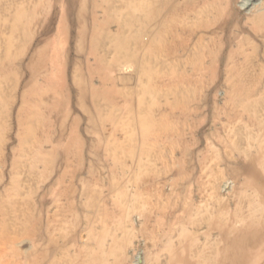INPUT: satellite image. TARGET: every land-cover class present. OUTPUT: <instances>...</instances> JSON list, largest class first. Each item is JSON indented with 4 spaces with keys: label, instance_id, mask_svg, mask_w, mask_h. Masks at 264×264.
I'll list each match as a JSON object with an SVG mask.
<instances>
[{
    "label": "bare ground",
    "instance_id": "1",
    "mask_svg": "<svg viewBox=\"0 0 264 264\" xmlns=\"http://www.w3.org/2000/svg\"><path fill=\"white\" fill-rule=\"evenodd\" d=\"M117 1L0 0V237L10 225L23 232L41 225L42 212L61 199L70 200L66 207L75 215L48 221L50 240L39 253L40 242L15 239L25 249L14 250L13 238L7 239L0 264H130L137 236L144 241L136 243L132 264H264V0ZM52 8L59 21L49 17ZM153 19L149 46L161 72L142 64L139 102L159 73H169L168 83L177 87L227 89L226 100L212 105L222 126L216 142L209 139L202 152L181 148L166 177L150 167L151 149L162 140L180 143L187 128L174 127L175 115L163 108L158 114L138 109L134 127L123 119L116 127L130 136L137 128L142 136L136 165L122 166L120 153L133 146L108 128L115 112L104 107L127 94L118 84L127 78L119 75L126 59L134 57L131 42H140L141 29L133 27ZM74 98L80 111L73 109ZM179 101L167 102L169 111L179 109L178 117L188 121L193 108ZM84 114L97 135L90 152L105 151L113 166L109 193L97 191L98 213L74 248L82 220L75 198L79 190L87 202L95 194L92 181L79 175L86 163L87 141L79 138ZM215 143L235 155L222 164ZM58 234L63 245L55 259Z\"/></svg>",
    "mask_w": 264,
    "mask_h": 264
},
{
    "label": "rangeland",
    "instance_id": "2",
    "mask_svg": "<svg viewBox=\"0 0 264 264\" xmlns=\"http://www.w3.org/2000/svg\"><path fill=\"white\" fill-rule=\"evenodd\" d=\"M111 1L115 5L117 3L118 4L120 3V1H117V0L116 1L111 0ZM54 15H55V13H54L53 8H52L50 11L49 17L52 16L53 21H59V17L58 16L56 17ZM56 18H57V20H56ZM154 19H153V21H150L149 23H147L145 25H143V23L141 22V23H138V25H136L135 27H133V30L136 28L141 29V31H140V42L139 41L138 42H134V41L131 42V44H130L131 47H129V48H130V52L132 54H134V57L132 59H126L127 62H125V67L127 69L126 70L122 69L119 75H121V76L126 75L127 78L125 79V83L118 84L119 87L120 86H122V88L125 87L127 94L118 95L116 97V103L115 104H113V105L106 104L104 107H106L109 110H114V112H115V115H114L115 118L112 122L110 121V123L108 124V128L109 127H111V129L113 128L114 133L117 132V136L121 137L122 140H124L126 143H128V145L132 144V146H133V150L131 152H129V150H128L127 152L120 153L119 158L124 162V165H122V166H125V164H126V166H129L130 164H132L133 166L136 165V162L140 156V151H141V146H142V144H141L142 143V136H141L140 131L137 128H134V131H133L134 133L130 136L129 134L131 132H128V131L122 132L121 130H117L116 127H117V124L122 119L126 120L127 123L131 124L134 127V125L137 122H135L133 124V122H134L133 119L136 120L141 116L139 113L137 114V112H136L138 109L143 108L144 111H149V110L153 109L154 114H158L159 112H163L165 109L166 111L170 112V114L175 115V120L171 121V123H173L174 127H176V128L182 127L181 129H183V127L187 128V130L185 131L184 138L181 140L180 143L178 140H174V143L171 145L170 143H163V140H162L160 146H157L156 148L152 147V149H151V153L149 154L150 155L149 156L150 161H151L150 167L152 165L153 167H155L157 169H161L162 171H164L163 176L166 177L167 172L165 173V170L171 168L172 164H173L172 159H176V157L179 154H181L180 152L181 151L183 152V149L180 150L181 148H185L186 145L188 144V146L194 148L195 152L205 151L208 149V146H209L208 143H210L209 139L215 141V139H214L215 134L214 133H216V130L218 129V130L222 131L221 123L219 121H216L217 120L216 112H215V109L213 110L212 105L214 103L222 104V102H224L226 100L227 89L224 86H221L220 84L210 86V87H204V88H202V87H199V88L177 87V86H175V84H172V83L169 84L168 83V77L170 76L169 73H167V74H162V73L160 74L159 73V75H156V74L153 75L154 76L153 82L156 81V84L153 85V88L150 90V92L148 91L147 93L144 94L146 101L139 102V95H137L138 86H139L138 75L140 73V69H142V64L144 62H147V65L153 71L154 70L160 71L158 63L156 61L157 60L156 49L152 48L154 46H151V47L149 46L150 41L153 39L154 31L156 28V26H155L156 21ZM114 26L115 25H113V27ZM144 29H145V31H144ZM146 29H147V31H146ZM141 42L146 44L147 47L145 48ZM86 49H87V47H86ZM87 55H88L87 53L84 54V56H87ZM72 56L73 57L76 56V53L73 51V48H72ZM151 56H153V57H151ZM126 60H124V61H126ZM175 90H177V91H175ZM166 94H169L170 97ZM140 95H141V93H140ZM153 97H155L156 100ZM183 98H185V99H183ZM174 101L185 102V103L187 102L191 106L190 108H193V109L189 110V111H191L190 114H191L192 118L188 119V121H185L182 118H180V116L178 117V115H180L181 111L177 108L172 110V111H169L170 108H169V106H167V102H174ZM148 104L150 107L148 106ZM159 104H160V107H157ZM73 105H74L73 106L74 110L80 111L81 107H80L76 98H74ZM89 108H93V105L91 104ZM157 108H159V109H157ZM162 108H163V111H162ZM44 109H43V112L45 113V115H48L49 110L48 109L44 110ZM207 109H209V110L207 111ZM129 111H133L135 113L131 114ZM83 116L84 117L82 118V120L80 122V132H81L80 134H81V136L79 138L85 139L87 141V145L84 148V155L86 156V157L85 156L84 157H85L86 163H84V168L79 175H80V177L83 176V177L88 178L90 181H92L89 189H90V191H92V193L94 192L95 194H94L92 200L90 202H87V200L84 197H82V195L80 194V190H79V192L77 193V196L75 198L74 205H75V208L77 210L76 214H79L81 216V219H82L81 222L82 223L80 222L78 229L75 228L77 230V233H76L77 234L76 235L77 236V239H76L77 242H75L74 248L79 247V244L82 242V239H81L82 237L83 238L87 237V229H88L87 224H89L90 221H93V219L96 217V214L98 213L99 205L101 202H100L99 196L95 197L97 191L101 190L100 187H102L104 190V192H103L104 194L109 193L107 185L110 181V168H112V166H113L112 161L109 160L108 154L105 151L102 150V151L98 152V151L94 150V151L90 152V150H91L90 144L93 143L97 139V137H96L97 135L95 132L88 130V129H90L89 128L90 124H89L87 114H84ZM72 119H74L73 116L70 117L71 121H72ZM53 120H54V118H53ZM214 121H216V122H214ZM211 123H213V124H211ZM131 125L128 128V129H130V131L132 130ZM198 126H200V127H198ZM201 126H203V127L201 128ZM189 127H190V129H189ZM170 134H173V133L170 132ZM204 135H205V137H204ZM151 138L153 139V137H151ZM202 140H203V142H201ZM164 141H165V139H164ZM215 148L219 152V156L217 157L216 160H221L222 164H225L226 162H228V160L230 159L229 156L235 155L233 149H230L229 147H225L219 143H215ZM58 161L59 160L57 159L56 163H55L56 167H59L60 162H58ZM73 164H75V163L73 162ZM122 166L119 165L117 167L118 178H120L123 174V169L121 168ZM90 168H91L92 174L88 173V170ZM104 173H105V175H104ZM24 177H25V174H24ZM76 183H78V184H76L75 187H79V189H80L81 186L79 184V181H77ZM53 185H54V182H53V180H51L48 182L47 187L50 189V187H52ZM99 185H101V186H99ZM33 186H35V185H33ZM55 188L56 187H54V189ZM52 192H53V190H52ZM52 192H49L47 194V197L49 196L47 198L49 203H53V201H54L55 195H54V193L51 194ZM38 194L39 193L36 194L35 198H37ZM70 203L71 202L68 199H61L60 201H57L56 204L50 205L48 207V209L44 210L41 214L42 215V217H41L42 218V224L41 225H35V226H34V224H30V225H28V227L25 226L24 232H23L22 228L19 227L16 230V228H14L13 225H10L11 229L10 228L6 229L3 236L0 237V245H2V243L5 244L6 242H8L7 239L13 238L12 248L14 250H24L25 248L22 247L23 244H21L20 242L15 243V239L16 240L25 239V241L28 240L26 243L27 245H29L30 243L32 244L35 242H40L41 246H40V248L35 249V253L41 252L42 249H45L46 243H48V241L50 240L48 237L50 234L47 231L48 221L53 220L55 216L56 217L57 216H64V217L68 216L69 220H72V218H75L74 212L67 210L66 205H69ZM60 206L64 210H62L60 208ZM8 219H7V221L9 224H14V222L11 221V219L9 217H8ZM19 229H22V230L19 231ZM9 231H10V233L12 232L11 235H10ZM7 233H9V234H7ZM17 235H19V236H17ZM4 238L7 241H5V240L3 241ZM139 239L143 240L144 237L143 236H137L136 238H134V241H133L134 244L129 249V254H130L129 263L130 264H132V261L134 260L133 251L136 248V246L138 245L136 243L142 242ZM65 240H66V237H65ZM73 241L74 240H72L70 242L73 243ZM138 241H140V242H138ZM62 242L63 241L61 240V236L58 234L57 243H55L56 246H54L55 249L51 250V254L53 255V258H55V259H56L55 254L59 251L60 247H62V245H63ZM141 250L139 252H141ZM32 251H34V249H32L30 252H32ZM76 251H77V249H76ZM136 253H138L137 250H136ZM143 256H144V254H143ZM76 264H84V263L78 262Z\"/></svg>",
    "mask_w": 264,
    "mask_h": 264
}]
</instances>
